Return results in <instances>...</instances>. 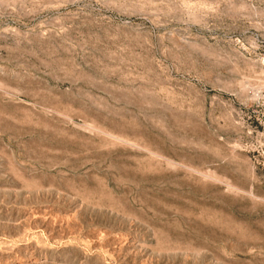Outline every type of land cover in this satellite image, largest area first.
Segmentation results:
<instances>
[{
    "label": "rangeland",
    "instance_id": "obj_1",
    "mask_svg": "<svg viewBox=\"0 0 264 264\" xmlns=\"http://www.w3.org/2000/svg\"><path fill=\"white\" fill-rule=\"evenodd\" d=\"M0 264H264V0H0Z\"/></svg>",
    "mask_w": 264,
    "mask_h": 264
}]
</instances>
